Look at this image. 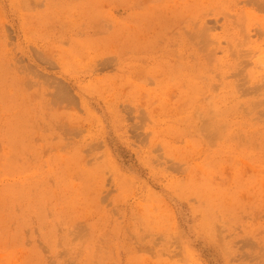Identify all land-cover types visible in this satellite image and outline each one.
<instances>
[{"label": "rangeland", "instance_id": "rangeland-1", "mask_svg": "<svg viewBox=\"0 0 264 264\" xmlns=\"http://www.w3.org/2000/svg\"><path fill=\"white\" fill-rule=\"evenodd\" d=\"M0 264H264V0H0Z\"/></svg>", "mask_w": 264, "mask_h": 264}]
</instances>
